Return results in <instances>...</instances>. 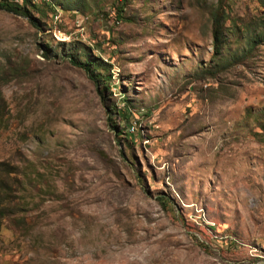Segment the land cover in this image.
Masks as SVG:
<instances>
[{
    "label": "rangeland",
    "instance_id": "rangeland-1",
    "mask_svg": "<svg viewBox=\"0 0 264 264\" xmlns=\"http://www.w3.org/2000/svg\"><path fill=\"white\" fill-rule=\"evenodd\" d=\"M31 1L0 10V264H264V0Z\"/></svg>",
    "mask_w": 264,
    "mask_h": 264
},
{
    "label": "trees",
    "instance_id": "trees-1",
    "mask_svg": "<svg viewBox=\"0 0 264 264\" xmlns=\"http://www.w3.org/2000/svg\"><path fill=\"white\" fill-rule=\"evenodd\" d=\"M46 6L48 7L49 10H54V6L53 4H46ZM31 8L35 9L37 8V6L32 3L31 0H21V3L19 2H15L14 0H0V10L12 13L14 15H18V16H22L25 18H28L30 20H32V16H31ZM122 11L118 10V18H120ZM218 19L217 18H213V28H212V33H213V38H214V42H216V48L218 47V35H219V27H218ZM46 49L48 48V45H46ZM72 65L80 67L82 69H84V71L89 75V77L91 78V80L95 83L96 86L99 85V82H102V84L106 81V77H104L102 79V77L96 75L94 73V67H96L97 62L94 60H86L85 62H80L78 60H76L75 58L70 57L68 60ZM109 79V77H108ZM3 165L0 164V168ZM161 204L163 206L168 205L167 201L165 199L162 198Z\"/></svg>",
    "mask_w": 264,
    "mask_h": 264
},
{
    "label": "built area",
    "instance_id": "built-area-1",
    "mask_svg": "<svg viewBox=\"0 0 264 264\" xmlns=\"http://www.w3.org/2000/svg\"><path fill=\"white\" fill-rule=\"evenodd\" d=\"M55 19H56V20L58 19V16H57V15L54 16V20H55Z\"/></svg>",
    "mask_w": 264,
    "mask_h": 264
}]
</instances>
